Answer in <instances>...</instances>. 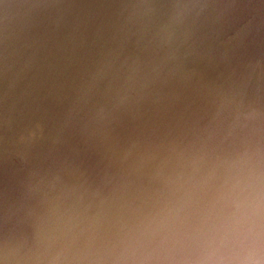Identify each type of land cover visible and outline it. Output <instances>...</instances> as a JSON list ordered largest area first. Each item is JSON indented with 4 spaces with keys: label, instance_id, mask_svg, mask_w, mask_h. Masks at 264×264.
Wrapping results in <instances>:
<instances>
[{
    "label": "water",
    "instance_id": "1",
    "mask_svg": "<svg viewBox=\"0 0 264 264\" xmlns=\"http://www.w3.org/2000/svg\"><path fill=\"white\" fill-rule=\"evenodd\" d=\"M0 264H264V0H0Z\"/></svg>",
    "mask_w": 264,
    "mask_h": 264
}]
</instances>
